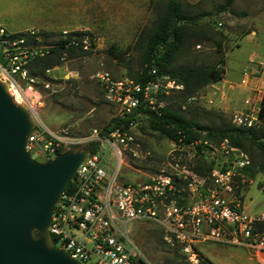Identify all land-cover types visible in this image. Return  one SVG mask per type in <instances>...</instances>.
Returning a JSON list of instances; mask_svg holds the SVG:
<instances>
[{"label":"rangeland","instance_id":"374dc122","mask_svg":"<svg viewBox=\"0 0 264 264\" xmlns=\"http://www.w3.org/2000/svg\"><path fill=\"white\" fill-rule=\"evenodd\" d=\"M169 1L0 0V23L10 31L35 32L30 44L33 47L52 48L73 33L84 34L82 40L74 41L76 52L70 57L64 55L57 65L51 66L47 55L30 62L27 68L35 81L33 113L41 126L70 140L65 152L96 142L97 136L119 116L116 106L106 100L98 77L106 72L117 80L137 82L148 68L142 66L138 42L154 30ZM176 1L191 16L203 17L177 55L175 68L209 66L222 61L227 62V78L237 80L251 67L252 61L258 62L256 58L264 55V0H236L232 10L245 15L242 17L217 12L226 0ZM16 80L25 88V82ZM241 80L233 86L246 89L252 83L250 80L248 85H242ZM217 90L213 85L199 90L187 99L183 109L178 105L184 91L172 92L163 100L185 120L204 128H218L231 122L236 113L228 115L222 111ZM124 133L132 138L129 144H118L116 148L101 144L99 150L106 171L118 172L124 182H144L148 177L169 173L171 165L178 161L194 171L198 162L205 161L204 155H193L190 148L177 152L179 146L142 116ZM239 149L251 158L250 169L243 171L252 182L246 194L247 212H262L264 154L247 143ZM32 157L46 163L43 157L35 154ZM128 236L148 264H189L154 225L135 222L130 225ZM202 249V258L212 264H261L237 248L208 245Z\"/></svg>","mask_w":264,"mask_h":264},{"label":"built area","instance_id":"2783aa9c","mask_svg":"<svg viewBox=\"0 0 264 264\" xmlns=\"http://www.w3.org/2000/svg\"><path fill=\"white\" fill-rule=\"evenodd\" d=\"M34 36L33 31L11 33L0 26V81L36 122L26 150L50 162L65 153L71 142L41 126L33 113L35 81L28 73V64L46 57L50 49L31 46ZM251 64L242 75V85L264 72V57ZM157 73L156 67H151L148 74L153 78L145 84L117 80L106 72L98 81L106 100L118 109V117H128L140 108L158 111L166 105L161 97L184 91L182 84ZM16 78L26 83L25 88ZM261 111L262 102L234 114L232 124L244 129L264 128ZM131 141L116 129L107 138L97 136L96 142L116 148ZM197 146L179 147L177 152L190 148L198 155ZM201 154L211 167L206 177L178 161L171 165V172L144 182L122 181L118 172L106 171L99 152L89 154L71 182L73 187L56 205L49 227L56 246L81 264H148L128 236L130 225L136 222L157 227L189 264H199L202 248L208 245L244 250L264 264V211L248 213L245 206L252 182L243 171L251 166L250 156L228 140L205 142Z\"/></svg>","mask_w":264,"mask_h":264},{"label":"water","instance_id":"95a60500","mask_svg":"<svg viewBox=\"0 0 264 264\" xmlns=\"http://www.w3.org/2000/svg\"><path fill=\"white\" fill-rule=\"evenodd\" d=\"M35 128L30 111L0 81V264H81L56 246L49 227L90 151L76 147L38 162L26 150Z\"/></svg>","mask_w":264,"mask_h":264},{"label":"trees","instance_id":"16d2710c","mask_svg":"<svg viewBox=\"0 0 264 264\" xmlns=\"http://www.w3.org/2000/svg\"><path fill=\"white\" fill-rule=\"evenodd\" d=\"M235 1L236 0H226L225 4H223L217 12L219 14L228 12L239 17L245 16L244 14H237L232 10V4H234ZM202 17L203 16L200 15L191 16L179 1L170 0L165 6L163 14L154 30L149 34L143 35L138 42L142 51V66L144 68L148 66V68L144 70V73H142L136 83L145 84L152 80L153 77L148 73L151 67H156L158 71L157 74L161 76H170L184 86L185 96L183 98L180 96L182 102L178 105L182 109L185 107L187 99L193 94L210 85L221 82L225 78L224 75H226L224 69L226 62L222 61L209 66L189 65L181 68L174 67L177 55L183 49L193 27L197 25ZM83 35L84 34L73 33L70 35L69 39L61 40L56 46L50 48L48 54V56H50L48 58L50 59L51 66L57 65V62L62 59L64 55H68L69 57L72 56L77 50L74 45L76 42L74 41L82 40ZM113 55L116 58L118 57L116 53H113ZM163 98L165 99L166 97L163 96L160 101L165 102L166 105L164 108L158 111L140 108L141 110L135 115L117 117L112 121L111 125L104 130L101 137L107 138L110 133L116 129L125 132L135 124L139 116H142L153 123L155 129L165 134L179 147L196 144L202 135H205L203 142L197 146L200 155L205 142L211 141L215 144H221L225 140H228L232 146L237 148H244V145L247 143L264 154V128H239L233 125L232 121L218 128H204L196 122H190L182 118L178 111L168 106L169 104L163 100ZM261 112L264 114V98ZM100 147V142H93L89 144L87 148L90 154H95L99 152ZM210 168L207 162L203 161L202 163L198 162L194 171L201 177H206ZM248 169H250V167ZM72 187L73 184L69 186L67 191H70ZM35 236L38 237L39 235L35 233ZM200 264L212 263L206 258H202Z\"/></svg>","mask_w":264,"mask_h":264},{"label":"crops","instance_id":"0c3cea01","mask_svg":"<svg viewBox=\"0 0 264 264\" xmlns=\"http://www.w3.org/2000/svg\"><path fill=\"white\" fill-rule=\"evenodd\" d=\"M0 26L4 27L6 30H8L4 24L0 23ZM11 33H22V31H10ZM264 56V55H263ZM261 56L260 58H256V61L261 60L263 58ZM251 59L250 61H252ZM225 71H227V62L225 65ZM225 79L221 82L213 85L214 88L217 90V99L219 106L223 109L222 111L228 115H233L237 112H242L243 110H248L252 108V106H257L260 101H263L264 98V72L261 76H259L256 79L252 80L251 85L245 89H239L233 86L234 83L239 82L240 79H234V78H227L226 75ZM232 85V86H231ZM248 102L250 104H248ZM253 258V257H252ZM264 259V256L261 257ZM254 259H257L261 264H263L258 257H254Z\"/></svg>","mask_w":264,"mask_h":264}]
</instances>
